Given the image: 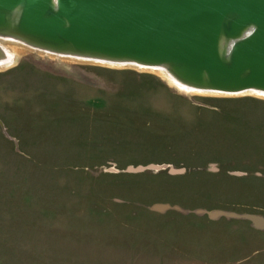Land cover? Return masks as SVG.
<instances>
[{
    "label": "rangeland",
    "instance_id": "374dc122",
    "mask_svg": "<svg viewBox=\"0 0 264 264\" xmlns=\"http://www.w3.org/2000/svg\"><path fill=\"white\" fill-rule=\"evenodd\" d=\"M15 41L0 264H264L245 217L264 218V94L183 91Z\"/></svg>",
    "mask_w": 264,
    "mask_h": 264
},
{
    "label": "water",
    "instance_id": "95a60500",
    "mask_svg": "<svg viewBox=\"0 0 264 264\" xmlns=\"http://www.w3.org/2000/svg\"><path fill=\"white\" fill-rule=\"evenodd\" d=\"M0 35L164 68L184 86L264 92V0H0ZM264 228V218L246 215Z\"/></svg>",
    "mask_w": 264,
    "mask_h": 264
},
{
    "label": "bare ground",
    "instance_id": "6f19581e",
    "mask_svg": "<svg viewBox=\"0 0 264 264\" xmlns=\"http://www.w3.org/2000/svg\"><path fill=\"white\" fill-rule=\"evenodd\" d=\"M11 40L13 41L14 39H11L7 36H1L0 35V68L7 67L14 62V55H15L16 49L14 50L12 48V46L9 45L8 42H10ZM16 40H18V39H16ZM18 41H15V43L17 44ZM39 50H41V49H39ZM48 54H50V53H48ZM58 56L65 57V59L71 58L73 60L96 63V64H101V65H106V66H113V67H116V66H118V67L132 66V67H137V68L153 70V71H156L158 74H160V76L163 77L164 79H166L169 83L177 86L179 89H181L183 91L201 92V93H216V94L217 93H223V92H214V91L213 92L212 91H201V90L188 88V87L184 86L183 84L177 82L173 77H171L169 75V73L164 68H161V67H147V66H140L137 64H133V63H113V62H109L106 60H100V59L84 57V56H79V55H72V54H59L58 53ZM249 92L264 94V92H259V91H254V90H246V91H242V92H238V93L241 94V93H249ZM223 94H229V93H223ZM235 94H237V93H235Z\"/></svg>",
    "mask_w": 264,
    "mask_h": 264
}]
</instances>
